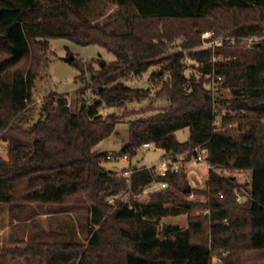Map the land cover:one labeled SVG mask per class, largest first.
Returning a JSON list of instances; mask_svg holds the SVG:
<instances>
[{"label": "trees", "instance_id": "16d2710c", "mask_svg": "<svg viewBox=\"0 0 264 264\" xmlns=\"http://www.w3.org/2000/svg\"><path fill=\"white\" fill-rule=\"evenodd\" d=\"M112 5L116 15L98 22ZM170 20L197 22L183 46L192 48L204 75L224 77L222 86L233 92L226 107L234 113L219 123L220 100L213 89L204 77L185 74L183 51H169L173 35L151 25ZM204 20L217 34L262 38L242 47L223 43L216 52L193 49L203 29L198 21ZM57 37L98 44L115 55L97 70L72 61L82 72H92L98 96L93 102L81 88L74 103L57 93L39 107L31 104L35 81L54 50L51 39ZM214 53L227 58L213 60ZM158 62H166L170 71L158 94L170 101L129 122L121 152L133 156L143 143L153 142L165 155L188 152L190 159L201 145L211 164L204 188L190 187L184 169L156 177L154 167L143 166L126 176L103 164L106 152L98 144L118 132L120 119L115 113L102 115L101 107L148 96V88L119 78ZM186 127L189 138L180 141L176 132ZM0 137L7 143L6 155L0 152V203H9L23 219L87 210V242L15 240L26 241L25 249L45 264H213L218 246L229 248L223 264H232L241 249L264 254V0H0ZM235 168L251 171L252 198L242 205L235 201L233 179L218 172ZM157 178L169 187L147 202L134 198ZM191 190L205 198L188 199ZM121 192L131 195L109 201ZM203 208L209 213H196ZM182 213L188 214L187 227H160L163 217Z\"/></svg>", "mask_w": 264, "mask_h": 264}, {"label": "rangeland", "instance_id": "374dc122", "mask_svg": "<svg viewBox=\"0 0 264 264\" xmlns=\"http://www.w3.org/2000/svg\"><path fill=\"white\" fill-rule=\"evenodd\" d=\"M117 13V7L112 5L97 19L98 22L113 18ZM198 21L199 27L203 28L200 34V44L193 49L212 47L214 52L218 46L215 43L216 39L223 40V43H234L237 47L242 45H250L249 42L260 40L261 36H250L241 39H233L229 34L215 32V29L210 27L211 21ZM195 21L185 20H170L166 22L152 23L153 27H157L162 32H170L173 35L172 40H168L171 46L170 52L182 50L185 56L182 62L185 65V74L190 76L195 73L197 78L204 77L205 84L208 88L213 89L215 96L220 100L217 106V123L221 121L224 114L234 113L226 106L231 103L233 92L231 89L222 86L224 77L219 75H204L201 71V64L195 60L190 52L192 48L184 47L185 34L188 32H196ZM207 31H214L211 37H205L204 33ZM52 47L47 54V66L38 75L33 89L32 105L39 107L43 100L51 95L57 93H65L70 102L74 103L76 98L75 91L83 88L88 102H93L98 98L95 90L97 85L92 79V72L89 69L83 72L79 67L72 62L65 60V57L73 55V60L76 58L83 61L86 66H91L93 70H97L101 64L111 62L115 55L107 48L98 44H79L69 38L57 37L51 39ZM221 44V45H222ZM225 53H214L213 60L225 59ZM72 60V61H73ZM159 73H162L161 75ZM170 77V71L166 62H158L149 67V69L141 74H135L131 71L129 74L122 76L119 80L124 81L129 86L144 87L150 90L146 97H137L125 102L122 106H103L100 109L102 115L106 116L110 113H115L119 116L120 122L117 127V133L104 139L98 144V148L105 152H119L123 158L118 161L103 159V164L107 168L114 169L118 174H124L126 170L132 171L139 167H154L156 177L158 172L162 169L164 163L165 150L158 148L153 144L145 147L143 144L137 149L135 155L130 156L121 152L122 146L128 140V124L131 120L141 116H148L156 113L160 108L169 103L167 95H159L158 92L162 89L164 81ZM224 101V102H223ZM225 103V104H224ZM177 138L180 141H185L189 138L190 130L188 127L180 129L176 132ZM0 152L3 155L7 153V143L0 137ZM188 152H184V159L180 165L188 175L189 185L192 188H204L209 176V169L203 164H191L188 158ZM199 170V171H198ZM223 173L227 179H233L234 190L233 194L235 201L238 204H243L251 199V171L236 172L233 169L218 170ZM169 187H165L164 189ZM240 187L238 198L236 188ZM158 187L143 188L138 193L134 194V198L139 201H150L152 193L160 191ZM127 192H121L116 195L117 198H124ZM131 193L129 192L128 198ZM188 199H195L196 197L203 199L204 195H198L195 191H190L186 194ZM126 198V199H128ZM113 203V202H111ZM58 207V206H55ZM197 214L204 216L209 211L205 208L199 209ZM18 215V216H17ZM22 213L13 212L9 203H0V264H45L40 256L33 257L31 252L25 249L26 241H15L18 238H31L34 240H48L50 242H63L66 240H80L87 242V227L86 218L87 210L84 208L73 209L70 211H53L43 212L33 218L23 219L19 218ZM164 224H178L185 228L189 224L187 213L180 215H169L163 217L160 221V227ZM44 231V233H43ZM209 231V230H208ZM208 233V232H207ZM18 247L19 249L10 252V248ZM229 253V248L225 246H218L213 249V264H223V256ZM232 264H264V254L258 251L249 249H241L239 253L231 257Z\"/></svg>", "mask_w": 264, "mask_h": 264}, {"label": "built area", "instance_id": "2783aa9c", "mask_svg": "<svg viewBox=\"0 0 264 264\" xmlns=\"http://www.w3.org/2000/svg\"><path fill=\"white\" fill-rule=\"evenodd\" d=\"M214 34V31H207L204 33L205 37H211ZM233 39H236L235 37ZM223 42V40H219L216 39L215 43L217 45H221ZM252 42H249V44H251ZM154 143L153 142H145L143 143V146L148 147V146H152ZM184 153H180V154H166L164 156V163H162L163 167L162 169H160V171L158 172V174L160 175H165L169 170L171 171H180L183 170L182 166L180 165V163L184 159ZM105 158L108 160H113V161H118L120 159L123 158V155L119 152H106ZM187 162V160H186ZM191 164H203L206 165L208 167V169L211 168V164L210 161L208 159V149L203 147V146H197L193 149L192 151V159H190ZM229 170L226 169L225 172ZM236 172H245L246 169H242V168H235L233 169ZM133 171V170H132ZM132 171H128L126 170L124 174H128L130 175L132 173ZM220 175L224 176L223 173L220 172ZM158 187L160 189H164L165 187L168 186V181L167 180H161V179H155L153 180L151 183H149L148 185H146L144 188H152V187ZM236 188V187H235ZM241 189L240 187L236 188V192L238 194V198L241 199V195L239 194V190ZM129 192L126 193L125 195V199L128 198ZM251 198H252V193L250 194ZM117 199L116 195H112L109 198L110 202H115Z\"/></svg>", "mask_w": 264, "mask_h": 264}, {"label": "water", "instance_id": "95a60500", "mask_svg": "<svg viewBox=\"0 0 264 264\" xmlns=\"http://www.w3.org/2000/svg\"><path fill=\"white\" fill-rule=\"evenodd\" d=\"M73 57H74L73 55H69V56L65 57V60L68 61V62H72Z\"/></svg>", "mask_w": 264, "mask_h": 264}, {"label": "crops", "instance_id": "0c3cea01", "mask_svg": "<svg viewBox=\"0 0 264 264\" xmlns=\"http://www.w3.org/2000/svg\"><path fill=\"white\" fill-rule=\"evenodd\" d=\"M134 170V169H133ZM199 171V170H198Z\"/></svg>", "mask_w": 264, "mask_h": 264}]
</instances>
